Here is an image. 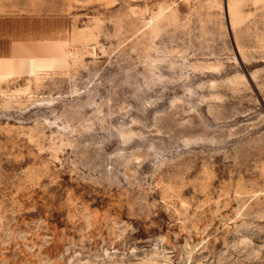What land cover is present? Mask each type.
Returning <instances> with one entry per match:
<instances>
[{"label":"rangeland","instance_id":"1","mask_svg":"<svg viewBox=\"0 0 264 264\" xmlns=\"http://www.w3.org/2000/svg\"><path fill=\"white\" fill-rule=\"evenodd\" d=\"M0 264H264V0H0Z\"/></svg>","mask_w":264,"mask_h":264}]
</instances>
